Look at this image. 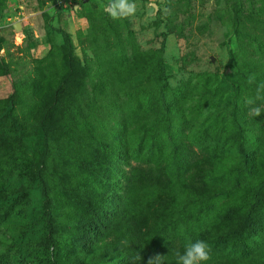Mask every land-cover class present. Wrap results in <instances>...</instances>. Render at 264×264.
Returning <instances> with one entry per match:
<instances>
[{
	"label": "rangeland",
	"instance_id": "obj_1",
	"mask_svg": "<svg viewBox=\"0 0 264 264\" xmlns=\"http://www.w3.org/2000/svg\"><path fill=\"white\" fill-rule=\"evenodd\" d=\"M132 2L133 14L113 18L110 0H0V137L31 143L25 151L17 145L0 154V262L122 264L121 251L103 245L112 236L101 232L91 208L105 209L129 164H143L127 158L130 137L152 148L188 120L187 130L193 128L203 142L201 127L220 125L224 115L232 123L235 101L255 96L264 82V63L246 56L248 45L264 44V0ZM252 73L255 84L242 81ZM237 84L241 93L233 89ZM161 94L175 95L171 111L163 113L153 102L144 114L138 111L140 98ZM54 113L86 118L83 127L70 121L74 136L65 146L54 140ZM45 140L59 152L47 154ZM242 148L238 142L228 153L243 168L248 161ZM249 164L255 187L246 184L245 170L234 171V186L203 202L185 225L190 235L223 219L237 224L215 239V253L246 254L261 243L264 157ZM87 182L95 187L93 195L85 190ZM72 204L76 217L61 216Z\"/></svg>",
	"mask_w": 264,
	"mask_h": 264
},
{
	"label": "trees",
	"instance_id": "obj_2",
	"mask_svg": "<svg viewBox=\"0 0 264 264\" xmlns=\"http://www.w3.org/2000/svg\"><path fill=\"white\" fill-rule=\"evenodd\" d=\"M236 23L238 24L237 21ZM259 47L255 48L252 45L246 47V56L250 63L251 61L264 63V44ZM146 56L153 57L150 53ZM133 60L131 65H136L137 61ZM151 65L152 62H149L146 69L149 70ZM245 71L249 74V69ZM242 78V81H247L244 80L247 78L243 75ZM162 84L164 85V82ZM233 89L238 93L242 92L239 84L234 85ZM226 97L229 98L228 95ZM155 98L149 96L140 98L138 111L144 114L145 107L152 105V102L153 105L165 111L163 113L171 111V108L176 106L173 103L176 101L175 95L161 94L159 98ZM186 98L188 100L189 96ZM244 100L242 98L240 101H235L234 108L230 112L231 116L235 117L232 123L227 120L228 116L224 115L223 118H219L222 121L220 125L215 121L201 127L202 135L207 138L203 142L196 140L198 135L193 128L191 131L187 130L190 123L188 120L184 123V120H180L178 130H170L169 140L161 138L152 148L144 146V142L134 135L130 137L126 150L127 158L142 160L143 164L133 165L128 162L129 169L123 176L119 193L108 198L105 209L91 208V217L101 219L100 222L103 225L100 227L101 232L107 231L105 235L112 236L108 242H102L103 245L110 249H117V252L121 251L122 264H148L149 258L155 254L164 255L166 264H176L175 253L177 251L182 253L187 244L197 240H205L212 247L211 259L206 264H264V234L260 233L263 231L262 228L254 230L260 233L261 243L258 246H248L251 249L248 253L221 255L213 250L215 239L238 229L237 224L223 219L190 235L185 226L200 214L203 202L210 199L212 195L234 186L230 182V177L235 175L234 171H239L240 174L242 170H245V178H248L246 184L256 186L255 181L251 183V178L249 179L252 171L249 168V162L252 164L259 157H264V110L259 116L250 114ZM51 120L54 140L57 144L64 146L65 143L71 142L74 136V127L70 121H75L78 127H83L81 125L87 123L83 122L86 120L83 117L79 119V116L73 115V120H69L55 113L51 116ZM136 123H139V128L143 124L142 120ZM170 127L171 125L167 129L169 130ZM7 138L9 136L0 137V154L10 152L17 145L25 151L31 144L28 139L15 143L9 142ZM238 142L243 147V160L248 161V166L243 168L235 165L233 160L237 158L228 153V149L236 147ZM43 147L47 154L52 150L54 153L59 152L49 140L43 141ZM61 154L63 152L59 153ZM114 164V161L110 160V165ZM39 180V186L47 192V180L41 175ZM93 188H95L93 183L87 182L85 190L91 195L95 193ZM73 205L75 204L69 206L70 209L63 207L61 210L63 213L60 215L71 213L75 218L77 211H73L76 206ZM92 226H88L89 229H92ZM94 231L96 230L92 232ZM99 232L96 231V234ZM1 256L0 253V259ZM22 257L25 259L24 256ZM80 257L77 262H82ZM82 259L86 263L85 259ZM0 264L12 263L0 262Z\"/></svg>",
	"mask_w": 264,
	"mask_h": 264
},
{
	"label": "clouds",
	"instance_id": "obj_3",
	"mask_svg": "<svg viewBox=\"0 0 264 264\" xmlns=\"http://www.w3.org/2000/svg\"><path fill=\"white\" fill-rule=\"evenodd\" d=\"M110 14L113 18H121L135 12V4L132 0H110ZM256 73L249 75L248 84H255ZM245 106L249 107L250 114L259 116L264 110V82L257 84L255 96L247 97L244 100ZM212 247L205 240H197L185 246L181 253L177 251L176 264H206L211 259ZM148 264H166L164 255L155 254L150 257Z\"/></svg>",
	"mask_w": 264,
	"mask_h": 264
},
{
	"label": "water",
	"instance_id": "obj_4",
	"mask_svg": "<svg viewBox=\"0 0 264 264\" xmlns=\"http://www.w3.org/2000/svg\"><path fill=\"white\" fill-rule=\"evenodd\" d=\"M15 27L17 28L18 26H17V25H15Z\"/></svg>",
	"mask_w": 264,
	"mask_h": 264
}]
</instances>
